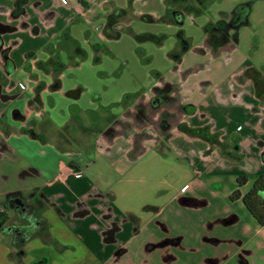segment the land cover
<instances>
[{
	"label": "crops",
	"instance_id": "0c3cea01",
	"mask_svg": "<svg viewBox=\"0 0 264 264\" xmlns=\"http://www.w3.org/2000/svg\"><path fill=\"white\" fill-rule=\"evenodd\" d=\"M205 1L0 0V170H28L0 200L42 191L37 264H264V224L229 198L239 175L245 193L264 170V70L236 54L254 1L219 12L244 13L223 50L208 42ZM201 59L208 88L190 72ZM153 100L155 114L174 113L166 134L155 114L134 124ZM93 155L109 167L97 178L82 162ZM9 212L0 206V264H34L11 254Z\"/></svg>",
	"mask_w": 264,
	"mask_h": 264
},
{
	"label": "flooded vegetation",
	"instance_id": "af4514ba",
	"mask_svg": "<svg viewBox=\"0 0 264 264\" xmlns=\"http://www.w3.org/2000/svg\"><path fill=\"white\" fill-rule=\"evenodd\" d=\"M243 8L237 9L233 12V14L230 17H227L224 15V13H221L216 21L211 22L207 26L208 31V42L210 43L211 47L215 42L219 43V47L221 50L225 49L227 43H229L232 39L228 35V31L231 27H236L240 20L243 17ZM210 25L214 26L213 30H210ZM6 27L3 25H0V32L4 30ZM216 28V29H215ZM210 31V32H209ZM217 31H220V34H216ZM1 47V42H0ZM157 101V100H155ZM152 102V109L156 106V102ZM170 104V103H168ZM161 106H159L158 109ZM163 107V106H162ZM136 118L135 120H139L135 122V124H141L143 122L145 123H152V117L147 115V117H141V115H144L143 113L145 111L143 105H139L136 107ZM171 110V108H168ZM164 112V110H163ZM161 112V113H163ZM133 113V114H135ZM160 113V114H161ZM14 114H18L22 116V114L15 110ZM169 116L164 117V121L160 119V122L158 124L159 131L167 133V130L170 125V119L174 116V113L172 111L168 112ZM170 118V119H169ZM153 129V128H152ZM113 132V131H108ZM142 133V132H141ZM34 134V133H32ZM162 143L163 140H160ZM137 144V141L135 145ZM5 148L4 142L0 141V151ZM28 170H23V174L20 177H25ZM47 205L46 199L43 196L42 191L39 187L33 186L29 188L28 190H22V189H13L7 191L3 198L0 200V206L6 207L9 209L12 214L16 217V222L7 227V232L10 233L15 241L17 243L23 244L30 242L34 237H41L46 230L47 223L46 218L43 215V211L46 208ZM20 252L16 254L18 258L25 257L27 254L25 253V249L23 247H20ZM30 255L33 257L31 262L34 264L37 263H43L47 260V254L43 247L34 248L33 250H30ZM224 260L220 261V258L211 259L209 264H237V262L234 259L222 257ZM243 264V263H241Z\"/></svg>",
	"mask_w": 264,
	"mask_h": 264
},
{
	"label": "rangeland",
	"instance_id": "374dc122",
	"mask_svg": "<svg viewBox=\"0 0 264 264\" xmlns=\"http://www.w3.org/2000/svg\"><path fill=\"white\" fill-rule=\"evenodd\" d=\"M253 15L251 14L250 17V25H243L239 28L238 31V42L236 43L237 45V49L238 52H236V54H241L243 56V58H246L250 63L252 64H259L262 65L260 67L263 68L264 70V24L262 23L261 18L259 17L258 14H256V10H260L261 8H264V0H253ZM237 0H206L204 3V8L206 11V14L211 18V20L214 22L217 20V18L219 17V12L222 10H232L236 4H237ZM198 5V4H197ZM255 11V14H254ZM212 24V23H211ZM213 25V24H212ZM210 25L209 29L213 30V27ZM208 26V24H207ZM207 29V27H206ZM216 29V28H215ZM236 54H224V56L222 57L223 61L225 63L222 64V66L226 65V63L228 62L229 64L234 63L233 60V55ZM191 73H194V78L197 80L198 84L200 87L202 88H208L209 86L212 85V81H210L212 78H214V75L211 72L210 66H208L207 63V59L204 61L203 59L200 60V62L193 66L190 70ZM158 99V98H157ZM150 101L148 103V105L143 104L146 112L144 115H141V117H147V115H149L150 117L154 118V114H155V110H158L156 108H158L159 106H161L158 101L156 102V106L157 107H153L152 109V102ZM164 109H168V108H172L173 109V105H170L167 103H163L162 104ZM139 105H137L138 107ZM170 106V107H169ZM160 109V108H159ZM136 108L134 110V113L136 112ZM161 112H163V110H161ZM164 113H158L156 112L155 116V127L158 128V124L160 122L159 119H162V121H164ZM133 115V121L134 124L135 122L139 121V120H135L136 117V113L132 114ZM164 115V116H163ZM138 119V118H137ZM153 123V121H152ZM93 161H96L93 164ZM82 162H87L90 163V166L88 168V173L90 175L91 178H97L96 177V173L103 171V172H108V166L106 164H104L101 160V157L99 155H93V156H88V157H84L82 159ZM7 164V162H6ZM6 175H3V173ZM23 174V170L20 169L15 175L14 174H10L4 170H0V190H6L9 187H11L12 185H21V182L24 181V178H20L19 176H21ZM10 176V177H9ZM19 178V180L17 179ZM7 220L6 222L10 225L13 223H15L16 217L9 212V216L5 217ZM2 221H4L3 219L0 220V224L2 223ZM5 232V231H4ZM10 239H11V245L13 246L11 254L16 256L17 253L20 252V247H23L25 249V253L27 255H30V246L33 243L32 240H30L29 243H17L15 241V239L13 238V236L9 235ZM31 257V255L29 256Z\"/></svg>",
	"mask_w": 264,
	"mask_h": 264
},
{
	"label": "trees",
	"instance_id": "16d2710c",
	"mask_svg": "<svg viewBox=\"0 0 264 264\" xmlns=\"http://www.w3.org/2000/svg\"><path fill=\"white\" fill-rule=\"evenodd\" d=\"M247 182L246 175L237 177V187L230 193V200L241 198L246 208L260 224H264V170L258 174L248 191L242 193L240 187Z\"/></svg>",
	"mask_w": 264,
	"mask_h": 264
}]
</instances>
